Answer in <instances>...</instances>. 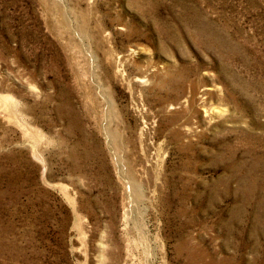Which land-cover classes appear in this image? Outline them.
I'll return each instance as SVG.
<instances>
[{"label": "rangeland", "instance_id": "rangeland-1", "mask_svg": "<svg viewBox=\"0 0 264 264\" xmlns=\"http://www.w3.org/2000/svg\"><path fill=\"white\" fill-rule=\"evenodd\" d=\"M0 264H264V0H0Z\"/></svg>", "mask_w": 264, "mask_h": 264}, {"label": "bare ground", "instance_id": "bare-ground-1", "mask_svg": "<svg viewBox=\"0 0 264 264\" xmlns=\"http://www.w3.org/2000/svg\"><path fill=\"white\" fill-rule=\"evenodd\" d=\"M19 123V122H18Z\"/></svg>", "mask_w": 264, "mask_h": 264}]
</instances>
